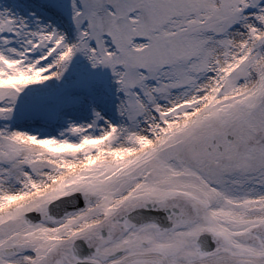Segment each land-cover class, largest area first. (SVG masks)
I'll return each mask as SVG.
<instances>
[{"label": "snow or ice", "instance_id": "6c2138e0", "mask_svg": "<svg viewBox=\"0 0 264 264\" xmlns=\"http://www.w3.org/2000/svg\"><path fill=\"white\" fill-rule=\"evenodd\" d=\"M0 264H264V0H0Z\"/></svg>", "mask_w": 264, "mask_h": 264}]
</instances>
